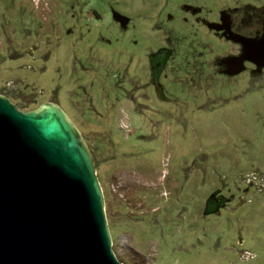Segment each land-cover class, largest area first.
Wrapping results in <instances>:
<instances>
[{
	"label": "rangeland",
	"instance_id": "obj_1",
	"mask_svg": "<svg viewBox=\"0 0 264 264\" xmlns=\"http://www.w3.org/2000/svg\"><path fill=\"white\" fill-rule=\"evenodd\" d=\"M198 2L208 13L216 2L264 4ZM160 3L0 0V94L24 111L52 102L74 124L102 190L110 248L123 264H264V194L250 174L264 175V69L247 65L193 86L190 100L160 101L147 65V53L168 39L156 25ZM179 35L169 39L183 51L191 45ZM117 36L139 48L118 60L120 83V69L106 68L110 51L97 44ZM202 40L208 53L219 45ZM232 47L225 42L226 52ZM212 193L224 203L204 213Z\"/></svg>",
	"mask_w": 264,
	"mask_h": 264
},
{
	"label": "water",
	"instance_id": "obj_2",
	"mask_svg": "<svg viewBox=\"0 0 264 264\" xmlns=\"http://www.w3.org/2000/svg\"><path fill=\"white\" fill-rule=\"evenodd\" d=\"M225 38L264 66V36ZM110 245L94 163L74 124L52 102L24 111L0 94V264H123Z\"/></svg>",
	"mask_w": 264,
	"mask_h": 264
},
{
	"label": "flooded vegetation",
	"instance_id": "obj_3",
	"mask_svg": "<svg viewBox=\"0 0 264 264\" xmlns=\"http://www.w3.org/2000/svg\"><path fill=\"white\" fill-rule=\"evenodd\" d=\"M161 1L160 7L156 10V25L165 29V37L168 39L165 43H159L156 37L158 45L156 44L155 49L147 53V65L150 67L151 74L149 77L152 79L150 84L156 91V98L160 101H166L170 98L175 100L180 98L179 101L182 98L190 100L193 86L200 85L203 81L212 82L215 76L223 81L225 73L235 75L247 65H251L252 69L257 71L264 69V66L258 67L252 62L240 58L241 45L225 38L227 30L246 37L260 38L264 36V4H245L230 9L216 2L214 9L208 13V8L198 0ZM129 20L127 25L130 23ZM252 21L254 22L253 27L249 26ZM176 30L180 33L178 37L185 38L186 36L189 38L191 46H186L183 51L178 46V38H175V45L169 39L171 34L176 35ZM119 33L121 34V32ZM202 36H210L212 42L217 39L219 45L214 46L208 53L203 44ZM117 37L106 39V42L97 41V44L110 51L111 63L106 68L120 69L117 78L120 83L118 79L123 75L124 70L119 68L118 60H123L127 54L137 52L139 48L136 45L135 48L130 49L128 42L123 41V36ZM129 41L136 43L135 39ZM225 42L234 45L232 51H225ZM111 44L113 47L110 48ZM122 44L126 45L123 46ZM124 51H127V54ZM195 58L197 61H194ZM114 60L118 62L115 67L112 66ZM30 67L28 66V68ZM240 67L241 69L235 72ZM165 81L171 83L172 86L168 88ZM174 83L179 85L174 86ZM172 90L175 91L172 92ZM223 203L222 196L212 193L206 201L203 212L209 213Z\"/></svg>",
	"mask_w": 264,
	"mask_h": 264
},
{
	"label": "built area",
	"instance_id": "obj_4",
	"mask_svg": "<svg viewBox=\"0 0 264 264\" xmlns=\"http://www.w3.org/2000/svg\"><path fill=\"white\" fill-rule=\"evenodd\" d=\"M250 174H252L254 190L258 193L264 194V175H262V173L253 172H250ZM255 174L258 176V178L255 176ZM246 180L249 182V177H247Z\"/></svg>",
	"mask_w": 264,
	"mask_h": 264
}]
</instances>
